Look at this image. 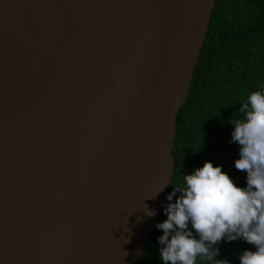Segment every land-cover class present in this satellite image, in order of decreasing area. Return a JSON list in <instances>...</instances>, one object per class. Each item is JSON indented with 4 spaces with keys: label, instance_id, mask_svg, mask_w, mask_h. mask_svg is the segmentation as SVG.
<instances>
[{
    "label": "water",
    "instance_id": "1",
    "mask_svg": "<svg viewBox=\"0 0 264 264\" xmlns=\"http://www.w3.org/2000/svg\"><path fill=\"white\" fill-rule=\"evenodd\" d=\"M216 2L0 0V264L136 263Z\"/></svg>",
    "mask_w": 264,
    "mask_h": 264
},
{
    "label": "trees",
    "instance_id": "2",
    "mask_svg": "<svg viewBox=\"0 0 264 264\" xmlns=\"http://www.w3.org/2000/svg\"><path fill=\"white\" fill-rule=\"evenodd\" d=\"M264 88V0H217L211 25L192 82L190 96L177 118L176 170L167 195L183 186V177L211 160L222 165L237 185L246 186L247 174L236 169L240 145L231 142L239 108L248 95ZM180 193H177V197ZM163 204L158 222L167 218ZM175 199V198H174ZM156 227L135 264H163ZM220 255L197 264H240L239 256L254 245L243 239L222 241Z\"/></svg>",
    "mask_w": 264,
    "mask_h": 264
},
{
    "label": "clouds",
    "instance_id": "3",
    "mask_svg": "<svg viewBox=\"0 0 264 264\" xmlns=\"http://www.w3.org/2000/svg\"><path fill=\"white\" fill-rule=\"evenodd\" d=\"M239 112L242 118L229 123L234 125L231 142L240 145L235 167L246 172V186L211 160L184 176L183 186L166 197L167 218L156 224L163 232L158 237L163 264H197L198 257L212 261L220 255V242L237 239L255 248L240 254V264H264V88L251 92ZM143 209L148 217L157 214L147 204Z\"/></svg>",
    "mask_w": 264,
    "mask_h": 264
}]
</instances>
